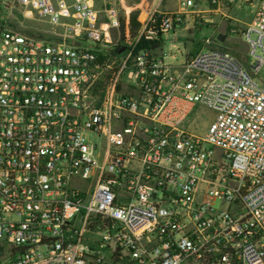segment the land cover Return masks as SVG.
Segmentation results:
<instances>
[{
  "label": "built area",
  "instance_id": "1",
  "mask_svg": "<svg viewBox=\"0 0 264 264\" xmlns=\"http://www.w3.org/2000/svg\"><path fill=\"white\" fill-rule=\"evenodd\" d=\"M164 1L129 39L105 0L5 1L56 32L0 24V264H264V0ZM238 3L244 60L206 39L166 62Z\"/></svg>",
  "mask_w": 264,
  "mask_h": 264
},
{
  "label": "rangeland",
  "instance_id": "2",
  "mask_svg": "<svg viewBox=\"0 0 264 264\" xmlns=\"http://www.w3.org/2000/svg\"><path fill=\"white\" fill-rule=\"evenodd\" d=\"M6 0H0V24L5 29L15 30L27 36L46 39L56 32L50 24L45 20H28L22 17L18 9L10 11L5 6ZM110 7L114 8L119 15L126 16L136 12H142L144 15L153 7L155 0H105ZM163 8L165 10H176L177 5L173 0L164 1ZM253 8L248 4L238 3L231 12L234 21L227 19L211 18L214 23L204 25L195 30L186 31L184 27L179 28L176 33L170 34L164 39L161 51L165 54L166 62L170 63L173 55L178 58L183 57L184 52L196 51L204 45L206 39L212 41L215 45L225 51H228L240 59H245L248 53V45L242 35V30L252 20ZM208 18V17H207ZM193 24V23H189ZM233 24L237 34L231 32ZM194 25V24H193ZM203 25V24H202ZM226 37L224 42L218 41V36ZM88 46H94V43L88 42ZM262 84V82H259ZM215 118V112L206 106L197 105L187 119L185 128L188 132L197 136H203Z\"/></svg>",
  "mask_w": 264,
  "mask_h": 264
},
{
  "label": "trees",
  "instance_id": "3",
  "mask_svg": "<svg viewBox=\"0 0 264 264\" xmlns=\"http://www.w3.org/2000/svg\"><path fill=\"white\" fill-rule=\"evenodd\" d=\"M145 15L142 12L132 13L126 16H122L120 18L121 23V33L123 35V39L132 38L138 30L142 27L144 23ZM142 44L139 46L138 50L143 48ZM120 49L116 50V53L119 52Z\"/></svg>",
  "mask_w": 264,
  "mask_h": 264
},
{
  "label": "crops",
  "instance_id": "4",
  "mask_svg": "<svg viewBox=\"0 0 264 264\" xmlns=\"http://www.w3.org/2000/svg\"><path fill=\"white\" fill-rule=\"evenodd\" d=\"M186 53L187 52H184L183 53V57H180V58H178L177 56L173 55L172 58H171V62L170 63L167 62V63L170 64V65H173V66H175L177 68L178 66L182 65V63H184L185 54Z\"/></svg>",
  "mask_w": 264,
  "mask_h": 264
},
{
  "label": "water",
  "instance_id": "5",
  "mask_svg": "<svg viewBox=\"0 0 264 264\" xmlns=\"http://www.w3.org/2000/svg\"><path fill=\"white\" fill-rule=\"evenodd\" d=\"M225 39H226V37L224 35H219L218 36V41H220V42H224Z\"/></svg>",
  "mask_w": 264,
  "mask_h": 264
}]
</instances>
